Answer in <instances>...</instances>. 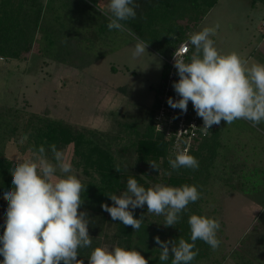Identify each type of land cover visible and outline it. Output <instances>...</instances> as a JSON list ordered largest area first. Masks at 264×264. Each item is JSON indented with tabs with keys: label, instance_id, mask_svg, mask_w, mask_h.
I'll use <instances>...</instances> for the list:
<instances>
[{
	"label": "trees",
	"instance_id": "1",
	"mask_svg": "<svg viewBox=\"0 0 264 264\" xmlns=\"http://www.w3.org/2000/svg\"><path fill=\"white\" fill-rule=\"evenodd\" d=\"M219 1L135 0L139 5L135 9L136 17L128 21L136 25L146 42L163 49V56H170L173 47L189 41L190 34L198 31L201 20ZM250 3L252 8L264 11V0H250ZM108 23L89 0H0V58L28 60L30 53L35 52L45 64L52 61L84 70L112 46L114 29L109 30ZM193 50L191 45L187 60ZM252 55L264 64V49H255ZM119 89L132 96L131 85ZM157 103L156 88L152 109L145 114L131 111L129 117L119 118L116 114L109 130L80 126L61 117H51L49 112H27L20 130L14 118L19 108L0 104V236L8 207L3 194L11 190L9 171L17 162L6 154L7 141L22 132L27 136L21 146L23 152L43 145L51 159L50 145L55 144L62 151L70 144L74 146L72 162L85 174L81 181L86 186V191L81 193L85 202L78 211H87L92 221L89 224L92 247L79 250L78 259H83L84 264H88L90 253L97 246L136 249L149 264H171V257L167 262L159 260L161 250L154 238L177 242L183 238L191 242L188 219L193 214L219 220L221 228L217 236L221 244L213 251L197 240L199 254L191 264H225L230 257L235 264H264V154H259L261 159H257L258 155L247 153L249 140L240 135L243 126L237 124L242 120L231 125L221 121L220 125L212 126L211 135L190 152L199 162L198 170H173L169 164V159L175 158L171 155V144L155 129ZM152 161L157 163L159 171L151 168ZM129 177H134L145 189L155 184L196 185L202 196L180 214L175 227H165L163 215L147 213V205L133 210L135 218L145 217L140 230L133 231L130 226L113 221L101 207L104 203L113 206L107 195L124 192ZM234 194L249 197L261 209L252 227L232 249L225 238L223 204Z\"/></svg>",
	"mask_w": 264,
	"mask_h": 264
},
{
	"label": "clouds",
	"instance_id": "2",
	"mask_svg": "<svg viewBox=\"0 0 264 264\" xmlns=\"http://www.w3.org/2000/svg\"><path fill=\"white\" fill-rule=\"evenodd\" d=\"M109 30L130 31L124 21L136 17L139 7L135 0H108ZM220 24L204 27L191 33L189 43L194 50L188 60L174 58L179 80L173 83L177 100L168 98L173 109L186 113L189 101L198 117L203 120L207 132L213 125L225 121L231 125L237 120H246L253 127L264 123V64L249 61L239 53H222L211 38L216 35ZM148 44L137 38L133 58L142 56ZM189 51L187 47L183 49ZM49 159L43 145L30 149L32 156L17 161L9 171L12 176L11 190L3 194L8 207L5 212L3 235L0 236V264H84L78 259L79 250L90 248L93 238L89 234L90 220L87 211H78L84 204L81 193L86 186L75 174L64 151L55 144L49 146ZM152 169L159 171L155 161L149 162ZM173 170L181 168L198 170V160L187 150L176 153L169 159ZM119 172V168H116ZM113 206L101 205L113 221H120L139 231L144 215L134 217L133 210L147 205V213L163 215L165 227H175L180 214L190 203L199 200L202 193L196 185L180 187L155 184L145 187L134 177L127 180V189L107 195ZM190 240L183 238L162 241L156 236L155 243L161 250L159 260L171 264H191L199 254L195 242L201 240L213 251L221 240L217 233L221 228L218 219L193 214L188 219ZM88 264H149L140 251L121 246L111 248L97 246L88 259Z\"/></svg>",
	"mask_w": 264,
	"mask_h": 264
},
{
	"label": "rangeland",
	"instance_id": "3",
	"mask_svg": "<svg viewBox=\"0 0 264 264\" xmlns=\"http://www.w3.org/2000/svg\"><path fill=\"white\" fill-rule=\"evenodd\" d=\"M89 2L106 19L111 15L108 0ZM123 23L130 31L114 29L112 46L84 70L52 61L45 64L35 52L30 53L28 60L0 58V104L19 108L14 118L20 130L27 112H49L51 117H61L80 126L109 130L116 114L119 118L129 117L131 111L145 114L152 109L157 84L165 69L164 51L146 42L135 24ZM216 23L220 28L211 38L218 50L222 53L235 51L249 64L259 62L250 57L255 49H264V11L252 8L250 0H220L201 20L198 31ZM137 38L148 44L147 52L133 58ZM128 85L132 86V96L119 89ZM237 124L243 126L240 135L249 140L246 149L258 152L264 145V123L253 127L250 122L242 120ZM26 137L20 132L7 141L6 154L10 158L22 161L32 156L30 151L21 150ZM64 153L75 174L81 180L85 178L82 170L72 162L73 144ZM258 157L261 159L260 155ZM223 209L225 238L229 248L233 249L243 233L254 224L261 205L243 194H234L224 201ZM225 264H235V260L230 257Z\"/></svg>",
	"mask_w": 264,
	"mask_h": 264
},
{
	"label": "built area",
	"instance_id": "4",
	"mask_svg": "<svg viewBox=\"0 0 264 264\" xmlns=\"http://www.w3.org/2000/svg\"><path fill=\"white\" fill-rule=\"evenodd\" d=\"M187 47L190 51L191 44L188 40L181 41L172 48L170 56H163L165 69L161 81L157 84L158 107L155 115V129L163 133L164 139L171 144V155H176L181 150H187L190 154L196 149L204 138L211 135L212 127L205 132L202 118L198 117L191 101H189L187 112L171 108L167 100L171 97L177 100L180 97L173 88V83L179 80L177 69L174 67L175 55L187 60V53L183 49Z\"/></svg>",
	"mask_w": 264,
	"mask_h": 264
},
{
	"label": "crops",
	"instance_id": "5",
	"mask_svg": "<svg viewBox=\"0 0 264 264\" xmlns=\"http://www.w3.org/2000/svg\"><path fill=\"white\" fill-rule=\"evenodd\" d=\"M250 58H255L253 55H251V57ZM256 59V58H255ZM258 140V139H257ZM262 145V144H261ZM252 147V146H251ZM254 150V149H253ZM253 150H248V152L247 153H249L250 154V156L252 155H254L255 157L257 156V155H259V154H264V145H262L261 146V149L257 152V151H253ZM244 153H246V152H244Z\"/></svg>",
	"mask_w": 264,
	"mask_h": 264
}]
</instances>
